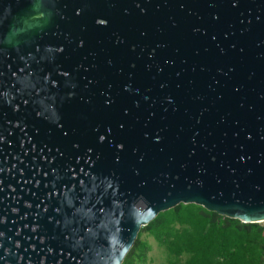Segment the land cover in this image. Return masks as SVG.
Returning <instances> with one entry per match:
<instances>
[{
  "label": "water",
  "instance_id": "1",
  "mask_svg": "<svg viewBox=\"0 0 264 264\" xmlns=\"http://www.w3.org/2000/svg\"><path fill=\"white\" fill-rule=\"evenodd\" d=\"M138 3L139 93L112 158H8L6 182L0 158V264H122L140 229L179 204L264 223V0Z\"/></svg>",
  "mask_w": 264,
  "mask_h": 264
},
{
  "label": "flooded vegetation",
  "instance_id": "2",
  "mask_svg": "<svg viewBox=\"0 0 264 264\" xmlns=\"http://www.w3.org/2000/svg\"><path fill=\"white\" fill-rule=\"evenodd\" d=\"M106 1L0 0V158H5V182L17 166L9 165L8 158H20V163L23 158H112L107 143L128 125L139 93L138 61L144 49L138 47L137 32L144 11L132 0L133 9L97 16L94 10L105 8L101 2ZM101 16L117 27L107 29L111 20ZM166 24L170 29V18ZM153 48L152 42L146 52L151 63ZM170 60L164 66L172 65ZM15 115L18 119L11 122Z\"/></svg>",
  "mask_w": 264,
  "mask_h": 264
},
{
  "label": "trees",
  "instance_id": "3",
  "mask_svg": "<svg viewBox=\"0 0 264 264\" xmlns=\"http://www.w3.org/2000/svg\"><path fill=\"white\" fill-rule=\"evenodd\" d=\"M143 231L163 250V264H264V223L243 224L179 204ZM148 249L138 239L122 264H140Z\"/></svg>",
  "mask_w": 264,
  "mask_h": 264
},
{
  "label": "rangeland",
  "instance_id": "4",
  "mask_svg": "<svg viewBox=\"0 0 264 264\" xmlns=\"http://www.w3.org/2000/svg\"><path fill=\"white\" fill-rule=\"evenodd\" d=\"M139 234H140V237H138ZM138 235H137L136 241L139 239L140 241L146 242L150 248L147 250L145 254V258L143 261H141L140 264H163L164 263V253L161 247H159L154 242V240L145 231H143V228L140 229Z\"/></svg>",
  "mask_w": 264,
  "mask_h": 264
},
{
  "label": "clouds",
  "instance_id": "5",
  "mask_svg": "<svg viewBox=\"0 0 264 264\" xmlns=\"http://www.w3.org/2000/svg\"><path fill=\"white\" fill-rule=\"evenodd\" d=\"M0 95H2V94H0ZM0 259H2V258H0ZM122 259H123V257H118V258L113 260L112 264H121Z\"/></svg>",
  "mask_w": 264,
  "mask_h": 264
}]
</instances>
